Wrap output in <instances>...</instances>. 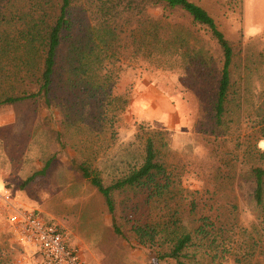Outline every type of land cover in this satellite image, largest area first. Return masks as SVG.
Masks as SVG:
<instances>
[{"label": "rangeland", "instance_id": "1", "mask_svg": "<svg viewBox=\"0 0 264 264\" xmlns=\"http://www.w3.org/2000/svg\"><path fill=\"white\" fill-rule=\"evenodd\" d=\"M191 1L213 16L234 48L223 125L214 116L223 63L220 46L185 12L161 7L148 9L143 20L124 23L115 40L118 78L112 93L126 99L125 104L115 100L100 106L67 86L69 76L62 68L66 42L59 51L51 106L40 96L0 107V188L10 189L15 207L58 224L67 245L80 247L89 264H156L154 251L138 244L132 224L166 221L173 214L188 229L205 215L233 227L226 245L235 250L222 264H241L236 255L255 241L242 264H264V206L255 201L252 173L255 167L264 168V0ZM56 8L55 3L48 6L52 13ZM24 12L31 14V7L26 5ZM74 12L78 33L80 4ZM16 27L10 22L4 29L1 66L13 82L5 87L9 93L12 85L14 91L26 86L19 83L21 76L39 74L43 55L39 46L18 45ZM122 107L111 122L115 109ZM148 138L172 187L159 198L148 199L145 189L114 195L123 238L113 232L103 197L74 162L87 161L109 184L143 163ZM49 159L46 175L23 186ZM10 213V206L0 204V264H40L36 251L30 262L17 261L25 252L10 242L15 233Z\"/></svg>", "mask_w": 264, "mask_h": 264}, {"label": "trees", "instance_id": "2", "mask_svg": "<svg viewBox=\"0 0 264 264\" xmlns=\"http://www.w3.org/2000/svg\"><path fill=\"white\" fill-rule=\"evenodd\" d=\"M239 1L243 2V0ZM26 2L25 6H21V0H0V107L38 99L40 96H43L46 103L51 106V92L59 70V51L66 42L68 43L66 63L62 68L69 76L67 86L70 89H80L85 98L94 99L100 106H105L106 103L112 104L115 100H122L121 102L125 104L126 99L112 93L116 85L114 77L118 78L114 71V63L118 61L114 49L115 40L119 38L124 23L130 22L132 18L143 20L148 9L161 7L164 11L179 9L185 12L193 23L203 26L220 46L223 63L214 116L217 125L224 124L225 104L231 87L234 48L213 16L201 5L191 0H26ZM51 3L57 6L55 13L48 9ZM79 4L82 15L79 18L80 30L77 33L76 17L78 19V16L74 10ZM26 5L31 7L33 14L24 12ZM38 12H40L39 16L36 15ZM10 22L15 24L16 30L19 31L18 45L39 46L43 55H41L42 64L39 74L21 76L19 83H25L26 86L19 85L17 91H14L15 85H12L9 93L5 87L11 83V80L1 66V60L6 50L4 34L7 32L4 29ZM21 28L24 30L20 31ZM80 31L82 35H76L80 34ZM26 66L29 72L30 66ZM29 85L37 88L31 90ZM105 110L109 109L105 107ZM123 110L124 107L119 111L115 109L110 121L113 122ZM260 143L264 150V138ZM51 159L46 161L41 170L30 175L23 182V186L39 176L46 175ZM74 164L81 176L103 197L111 215L113 232L123 238H125L124 232L116 222L117 203L114 195L127 189H145L148 191V199L159 198L172 187L171 176L165 165L159 161L152 138L146 141L143 163L109 184L104 183L101 173L87 161L74 162ZM252 173L255 179L254 198L257 205L263 207L264 168L255 167ZM194 207L195 202L192 201V208ZM200 221L198 226L188 229L179 226V220L173 214L171 219L166 221H146L142 224L134 221L132 228L138 244L154 251L156 264L169 260L174 261L175 264H222V261H225L235 250L234 247L226 245L233 227L230 228L224 223L218 225L216 220L206 215L201 216ZM256 244L257 241L248 243L247 249L245 246V251L236 255L235 260L242 264L243 258L254 249Z\"/></svg>", "mask_w": 264, "mask_h": 264}, {"label": "built area", "instance_id": "3", "mask_svg": "<svg viewBox=\"0 0 264 264\" xmlns=\"http://www.w3.org/2000/svg\"><path fill=\"white\" fill-rule=\"evenodd\" d=\"M13 195L7 187L0 188V204L10 206L8 221L17 235L23 252L36 250L40 264H89L80 247H70L61 227L47 222L40 215L13 205ZM34 249V250H32Z\"/></svg>", "mask_w": 264, "mask_h": 264}, {"label": "crops", "instance_id": "4", "mask_svg": "<svg viewBox=\"0 0 264 264\" xmlns=\"http://www.w3.org/2000/svg\"><path fill=\"white\" fill-rule=\"evenodd\" d=\"M13 231H14V228H13ZM10 242L14 243L15 247L21 249V246L17 243V235H16V233L13 234V240L10 241ZM32 250H34V249H32ZM35 251L36 250L32 251V253L29 252V251H25V253L23 252L24 254L22 256H20V258H18L17 261L21 262L23 260V262H25V263L30 262L34 258L32 255L34 254Z\"/></svg>", "mask_w": 264, "mask_h": 264}]
</instances>
